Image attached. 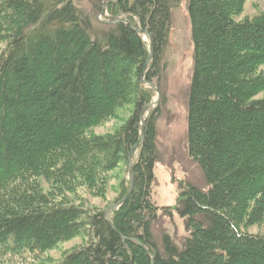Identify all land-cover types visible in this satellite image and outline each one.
Segmentation results:
<instances>
[{"label": "trees", "instance_id": "16d2710c", "mask_svg": "<svg viewBox=\"0 0 264 264\" xmlns=\"http://www.w3.org/2000/svg\"><path fill=\"white\" fill-rule=\"evenodd\" d=\"M246 1L187 2L188 153L209 189L179 184L188 236L177 246L152 231L153 112L133 159L131 195L111 213L119 233L76 191L101 195L109 173L128 165L154 96L142 82L150 47L130 24L153 37L144 78L158 81L178 1L0 0V254L51 248L81 232L85 218L87 244L55 264H264V234L248 231L264 222V98H256L264 91V11L238 20ZM104 4L109 22L98 17ZM122 18L130 24L111 22ZM126 107L115 131L93 132Z\"/></svg>", "mask_w": 264, "mask_h": 264}, {"label": "rangeland", "instance_id": "374dc122", "mask_svg": "<svg viewBox=\"0 0 264 264\" xmlns=\"http://www.w3.org/2000/svg\"><path fill=\"white\" fill-rule=\"evenodd\" d=\"M172 8V25L169 32L168 45L161 62L163 73L155 81L160 90L159 102L155 108L144 113L143 118L150 113L156 116V145L157 160L155 162V179L152 184V200L158 206L157 218L153 223L152 231L157 242L161 243L164 233H168L177 246H181L188 236L186 218L176 209L177 197L180 192L179 184L190 183L202 190H208L204 174L188 153V110L187 93L191 82L194 65V47L191 39V22L187 10L188 0H177ZM264 11V0H247L244 11L237 17L238 20L246 16L257 15ZM102 21V20H101ZM149 44V39L145 35ZM264 69V65L262 66ZM151 87L149 85H146ZM154 89V88H153ZM158 98L154 89L151 102ZM256 98H264V91ZM130 110V109H129ZM129 110L118 111L116 117L109 118L93 132L105 135L115 131L129 116ZM128 166V165H127ZM125 163H121L109 173L106 188L103 194L95 195L89 189L78 188L76 194L85 198V205L90 211L107 210L118 201L123 180L129 179V171ZM43 187L48 185L44 181ZM94 192V191H93ZM83 228L75 236L63 240L45 250L25 249L18 252L0 254V264H55L60 262L70 252L82 248L88 242V228ZM251 233L264 234V222L248 229Z\"/></svg>", "mask_w": 264, "mask_h": 264}, {"label": "water", "instance_id": "95a60500", "mask_svg": "<svg viewBox=\"0 0 264 264\" xmlns=\"http://www.w3.org/2000/svg\"><path fill=\"white\" fill-rule=\"evenodd\" d=\"M98 17L100 20L102 21H105V22H109L110 20L108 19V14H107V6L106 4L103 5L102 7V10L101 12L98 14ZM111 22L113 23H119V22H124V23H127V24H130L129 20L126 19V18H122V19H116V20H112ZM131 28L135 29L138 33H143L144 35H146L149 39V47H150V55H149V58L145 64V67H144V70H143V74H142V82L151 86L152 88H154L158 94V98L149 103L146 107H144L142 110H141V127H142V135L139 139V141L137 142V144H135V146L132 148L130 154H129V159H128V166H127V169L129 171V180H130V184H129V187H128V190L125 194V196L118 200L117 202L113 203L111 206H109L107 208V210L105 211V220L109 223V225L112 227V229L119 233V231L116 229L112 219H111V213L114 209L118 208L119 206H121L127 199L128 197L131 195V192L133 190V187H134V167H133V159H134V156L136 154V151H137V148L142 144L143 140H144V131H145V121H144V113L149 111V109H153L155 108V106L158 104L159 102V97H160V90H159V87L157 86V84L155 82H151V81H147L145 80V73L153 59V48H154V42H153V37L152 35L145 31V30H142V29H136L133 25H131ZM125 238V237H124ZM132 240H135L139 245L145 247V245L143 243H141L137 238H132ZM147 251H149L147 249ZM152 259H153V262H154V256H152Z\"/></svg>", "mask_w": 264, "mask_h": 264}, {"label": "bare ground", "instance_id": "6f19581e", "mask_svg": "<svg viewBox=\"0 0 264 264\" xmlns=\"http://www.w3.org/2000/svg\"><path fill=\"white\" fill-rule=\"evenodd\" d=\"M105 5V4H104ZM107 5V4H106Z\"/></svg>", "mask_w": 264, "mask_h": 264}]
</instances>
